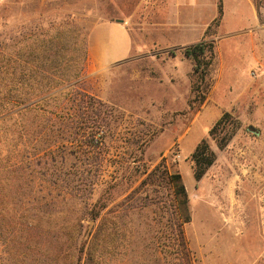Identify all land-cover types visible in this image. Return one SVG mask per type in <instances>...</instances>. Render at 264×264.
<instances>
[{"label":"rangeland","instance_id":"1","mask_svg":"<svg viewBox=\"0 0 264 264\" xmlns=\"http://www.w3.org/2000/svg\"><path fill=\"white\" fill-rule=\"evenodd\" d=\"M260 5L224 0L218 25L222 0H0V198L21 225L5 232L0 264H176L155 202L169 193L150 187L128 200L141 183L130 173L162 162L187 189L195 264H264V34L250 31L253 6L264 22ZM105 21L125 25L132 48L100 68L88 36ZM107 36L124 53L122 35ZM204 38L218 56L200 106L182 49ZM81 93L114 114L99 176L92 151L72 142ZM225 113L234 122L221 136L237 130L220 150L209 134ZM204 139L217 160L198 182L191 156ZM100 200L104 218L89 221L85 202Z\"/></svg>","mask_w":264,"mask_h":264},{"label":"trees","instance_id":"2","mask_svg":"<svg viewBox=\"0 0 264 264\" xmlns=\"http://www.w3.org/2000/svg\"><path fill=\"white\" fill-rule=\"evenodd\" d=\"M263 0H254L256 8H260V4ZM223 17V7L219 9V16L216 19L218 25ZM85 52L83 55L84 62L87 61L88 52L85 43ZM0 44V49H1ZM184 56L189 59L193 65L192 73V91L196 95L194 101L198 102L202 106L206 100L207 95L214 85L212 78V69L217 60V45L214 40H208L207 38L201 41L189 45L182 49ZM79 105L75 108V122L71 127V134L73 136V143L79 145L81 148H86L92 151V156L95 155L97 160L96 173L103 169V161L99 158L103 155V151L100 149L101 139L106 135L107 128L112 124L110 122L113 117V110L110 109L105 103L95 97L88 96L87 94L81 93L79 96ZM232 120L233 116L230 113H225L222 118L215 124L210 131V137L216 141L220 150L227 147L229 142L234 137L237 128H234L231 134L226 133L221 136L223 132L227 131L228 123ZM193 162L194 177L196 181H201L207 174L209 169L215 164L217 155L211 148L208 139H204L196 148L191 156ZM137 175V180L141 178L140 185L134 189L128 197V200L136 196L141 190L153 187L155 191L158 188L166 189L169 195L159 196L157 194L156 203L162 206L168 216V221L171 228V236L169 237L170 247L175 251L176 264H195V256L189 246L188 239L185 233V225L191 222L192 216L190 211V199L187 193L186 186L183 182V177L178 171L169 169L165 163L158 164L154 169L148 168L144 165L135 171L130 173V178ZM99 176V175H98ZM129 180V179H128ZM95 186V185H94ZM0 187L1 184H0ZM153 189V190H154ZM158 192V191H157ZM88 193L86 196H90ZM167 196V197H166ZM5 200L3 197L0 198V243L7 244V234L12 230H18L21 225L17 219L13 221L12 217H8L4 211ZM144 203L143 206H147ZM107 208L106 203L101 204L97 202L94 205H89L88 201L85 202V214L89 215V221L95 223L99 222L100 219L104 218L102 215L104 210ZM80 222V221H79ZM39 227H34L33 231H38ZM12 232V231H11ZM97 234H100L98 230ZM91 257L88 256L84 264H90Z\"/></svg>","mask_w":264,"mask_h":264},{"label":"crops","instance_id":"3","mask_svg":"<svg viewBox=\"0 0 264 264\" xmlns=\"http://www.w3.org/2000/svg\"><path fill=\"white\" fill-rule=\"evenodd\" d=\"M201 1H205V0H201ZM222 1H223V9L225 15L224 0ZM248 1L250 2V0ZM252 8L255 18L253 23L251 24L253 28H251L250 31L257 33L258 36L262 37L264 34V22L263 21L262 23L260 22L256 8L254 6ZM110 30L116 31L117 33L122 35V43H123L122 51H124V53L122 54L118 53L116 51L117 49L115 48L113 49V52L110 51V45L108 44V41H110V39L107 36ZM97 38L100 39L96 40ZM88 42H89L90 63H92V65L94 66L97 65L100 68H104L105 66L120 63L129 56V53L132 48V39L125 25L113 21H105L98 24L89 34ZM261 71H263V77H262V82L260 83L259 86L260 88L264 89V67L261 69ZM258 93L259 92L255 90L253 94V97L255 99H257L258 97ZM256 104L261 105L258 102H256Z\"/></svg>","mask_w":264,"mask_h":264}]
</instances>
